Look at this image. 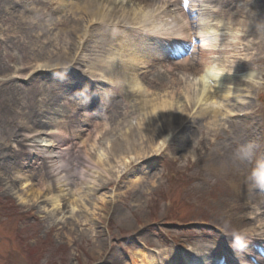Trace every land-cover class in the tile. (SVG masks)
I'll use <instances>...</instances> for the list:
<instances>
[{
    "label": "bare ground",
    "instance_id": "bare-ground-1",
    "mask_svg": "<svg viewBox=\"0 0 264 264\" xmlns=\"http://www.w3.org/2000/svg\"><path fill=\"white\" fill-rule=\"evenodd\" d=\"M20 1L23 3V0ZM198 1L201 2V0L194 2ZM220 1L206 0L209 6L214 3L218 5L212 8L205 6L201 11L195 10L199 6H193V10L185 11L181 9L184 4H180L178 0H41L40 3L46 4V7L38 15L37 21L40 24L34 30L33 22L36 21L37 9L24 7L23 15L26 18L24 28L12 25L11 30L7 31L23 40L22 46L27 57L25 58L28 59L24 60V64H18L13 78L23 79L26 81L25 84H32L36 80L34 87L25 91L29 94L27 96L29 100L22 105V112H24L22 116L26 123H22L21 126H28L32 141L24 145L14 143L13 152L22 154V158L17 166L6 164L14 177L15 184L18 185H15L12 190L21 204L32 205L41 214L47 215L56 227L67 224L68 220L71 221L73 218L78 224L82 221L84 222L82 224L95 225L96 221L93 217L98 211L103 210L101 204L107 203L115 207L117 203L118 193L116 192H111L109 196L96 201L87 191V188L92 189L91 186L95 184V181L105 173L99 170L103 162L108 161L106 165L108 168L112 167L111 170H126L127 162L129 160L131 162L132 155L144 156L149 153L151 155L148 160H150L154 157L152 151L158 152L165 149L173 138L180 143L187 142L184 134L187 133L190 137L193 134L190 128H187L189 124L192 125V129L202 131L205 136L220 140L221 134L215 129L221 122L220 117L226 115V118L232 119L234 116L231 112L232 107H239V104L245 109H254L255 105L252 102L241 101L247 96H242L239 92L242 88L254 89L257 92L256 86L252 83L255 75L250 71L251 66L260 59L257 54L261 53V49H254L255 56L249 60H242L239 52L235 54L234 22L238 19L236 14L242 11H226L220 5ZM14 2L16 5L20 3ZM164 7H168L167 10ZM212 9L219 10L220 13H215ZM196 11L200 14H197L198 17L193 15ZM21 13L22 11H19V14ZM158 16L159 18L170 17L171 22L177 26L179 37L184 40L193 38L192 41H194V38H201L200 34H204L202 51L198 54H190L188 60L181 62L180 60L186 54H177L174 49L176 33L169 31L166 33L161 29L159 34L162 35L163 40L158 43L157 38L144 34L140 28H137L144 26L152 29V24L160 21ZM207 19L212 21L222 19L225 31L219 30L223 32L222 34L217 30L214 32L207 24ZM258 20L256 19V24L264 33V25L262 26ZM243 24L246 36H251L253 27L248 30L245 23ZM239 25L241 26L240 22ZM201 26L203 29H200ZM52 28L58 31L53 32ZM37 29L39 31L35 37L32 33ZM224 36L227 44L220 46L218 40H223ZM124 38L127 43H123ZM262 41L264 42V39ZM38 44L41 47L37 48L38 52H35L33 46L36 47ZM55 45L56 51L51 52L50 48H54ZM15 48L16 45L13 46V49ZM125 48L126 55H123L122 51ZM44 58L48 62H43ZM172 58L174 62L165 63V60ZM83 64L88 65V71H84ZM83 73H86L83 82H78L76 77ZM147 75L152 78H148ZM88 76L93 77L91 83L86 79ZM261 76L264 80V70ZM38 77L50 78V88H52L49 97L42 99L39 103L35 94H39L42 98L44 86L37 80ZM61 83H64L63 87L60 86ZM94 83L102 85V88H94ZM67 84L69 86L65 89ZM260 84L264 87V82ZM63 89H65L64 92ZM72 89L76 92H71ZM21 91L23 92V89ZM101 91L105 92V96L100 101L94 99ZM148 93L151 98L146 97L145 101L138 105L140 108L138 114L143 112V116H147L144 123H139L138 125H141L139 128L123 135L124 139L122 137L114 139L110 148L111 154L107 153L101 146V140L108 138L109 133L119 132L125 122L124 119L128 115L135 114L138 109L123 107V104L117 105V99L122 96L124 100H128L136 97L137 94L147 95ZM20 95L18 92L17 98ZM32 96L33 98L30 99ZM70 96L73 97L72 102L68 100ZM259 96L260 94L257 93L255 99ZM83 98L87 100L80 102ZM219 107L229 110L223 113ZM64 110H67L66 114L72 115L69 116L70 120L63 116L59 123L49 121L48 117L58 116V113ZM9 113L13 112L6 108V114L2 116L8 118ZM13 115H11L12 118ZM7 125L13 137L18 135L20 129L17 131L14 127ZM90 127V132L86 133ZM177 135L181 136L175 137ZM190 137L187 136V138ZM158 140L161 144H158ZM225 142L221 141L219 146L223 143L224 154H227L226 163L233 162L230 154H233L235 148L231 145L225 146ZM66 146L69 149L75 146L80 148L78 152H81L72 158L74 170L72 176L65 174L66 169H61L60 165L55 164L63 162L66 148L65 151L62 148ZM98 148L100 150L95 154ZM109 154L112 157L116 154L119 156L109 159ZM12 158L14 160V157ZM3 160L12 161L4 155ZM69 163L70 160L68 165ZM75 163L80 164L81 169H78ZM198 163H201V160H198ZM47 165L59 171L57 177H52L51 172H42ZM36 167L39 173L35 174ZM199 169H203V166L201 165ZM136 172V175L131 172L132 177L127 181V186L129 184L134 187L142 182L143 179L139 178L141 171ZM33 176L41 183L50 179L48 183L52 186L51 192L55 187H59V190L69 188L70 190L64 191L75 192L74 196L81 204L83 202H86L88 206L93 204L92 210L85 217V212L75 210L74 207L78 205L75 200L69 203L74 204L73 214L67 217L68 207L62 200L67 195H53L51 192L48 196L41 198L34 194L28 200L26 194L34 190L32 189ZM69 196L73 199L72 195L69 194ZM111 200L112 203L108 202ZM251 209L250 220L253 224L249 225L254 227L249 230V234L242 236L244 243L238 245L234 242L228 246L230 252L243 260L256 256L255 249L251 247V244H245V241L252 244L259 242V245L264 247V204L259 207L252 205ZM108 217L109 214L105 218ZM58 219L62 222L61 224L57 223ZM46 226L48 229L51 228V224L47 222ZM110 242L109 237L106 240L100 239L98 246L101 245V247L93 254L95 260L98 256H102L98 264H102L106 256H108V263L119 261L120 264L122 262L124 264H169L162 263L161 260H165L168 254L177 255L175 250L167 249L164 252H157L153 249L148 250L143 243H139L138 253L131 254L132 258L127 260L122 257V254L109 253L112 248L111 244L109 245ZM102 245L108 246L107 252ZM243 246L245 247L241 248ZM172 259L173 264H178L179 259L176 257Z\"/></svg>",
    "mask_w": 264,
    "mask_h": 264
},
{
    "label": "rangeland",
    "instance_id": "rangeland-1",
    "mask_svg": "<svg viewBox=\"0 0 264 264\" xmlns=\"http://www.w3.org/2000/svg\"><path fill=\"white\" fill-rule=\"evenodd\" d=\"M14 1L20 3L16 5ZM230 1L222 0L220 5L226 11H242L236 14L238 19L234 22V52L236 55L237 52L241 53L240 58L249 60L255 56L254 49L260 48L261 53L258 52L259 54H257L260 59L251 66L250 71L260 78L264 70V42L262 41L264 33L260 27L258 28L256 19H259L258 22L262 26L264 25V0ZM40 2L41 0H23V3L20 0H0V264H98V262H101L102 256H98V259L95 260L93 254L94 251L101 247V245L98 246L100 239L106 240L107 237L111 239L109 245L111 244L112 246L109 253L122 254V257L127 260L131 259L133 254L138 253L139 243H143L148 250L153 249V251L157 252H164L167 249L175 250L177 255L172 257L179 259L178 264H181V260H184V257L190 256L204 261L207 257L206 249L209 247L217 248L216 243L221 242L220 238L222 236L227 241L226 238L236 231L232 230L229 225L236 221L241 222L242 218H244L243 213L248 212L246 211V204L248 202L253 204L256 202V200L252 199L255 196V188L253 186L255 183L252 180L255 170L251 168V164L256 162L254 161L255 159L259 162L262 161L264 146L260 141L263 137L259 133V138L255 136V129L252 128L251 121L242 120L236 116L232 119L226 118V115L220 117L219 120L221 122L215 128L221 134L220 140L207 137L202 131L195 128L192 129V125H188L187 128H190L193 134L191 137L187 133L184 134L187 142L180 143L177 139L174 141L173 138L165 149L158 152L157 150L152 151L154 157L150 160H148L151 155L149 153L144 154V156H141V154L132 155L131 162L130 160L127 162V169H123L124 171L121 169L111 170L110 168L112 167L108 168L106 165L108 161L103 162L99 170L105 173L95 181V184L91 186L93 188H87V191L96 201H99L102 197L109 196L111 192H116L118 193L117 203L115 207L102 203L101 207L104 211H98L96 216L93 217L96 221L95 225L82 224L84 223L82 221L78 224L76 219L73 218L71 221L68 220L65 225L53 226V222L47 215L41 214L30 204H21L13 193L12 189L16 184L6 164L8 166H17L22 158V154L13 152L14 143L24 145L29 140L32 141V138L28 139L31 131L23 129L21 126L22 123H26L24 116H22L24 114L22 105L23 102L26 103L29 100L27 97L29 94L25 91L34 87L33 84H36V80L32 84H25V80L13 78L18 64H24V60L27 61L28 59H26L25 50L22 46L23 40L16 38L15 35L9 34L7 31L11 30L10 27L12 25L17 28H24V21L26 20L23 15L24 7L37 9L36 21L33 22L34 30L40 24L37 21L38 15L46 7V4H41ZM199 5L201 6L200 8L205 6L212 8L218 3L209 6L208 3L204 2L202 4L199 3ZM19 11H22V13L19 14ZM241 14L245 15L244 19ZM21 17L24 19H20ZM159 22L152 24V26L159 24ZM206 22H208L207 24L214 32L216 30L225 31L222 19L215 21L207 19ZM243 23H245L248 30L253 27L251 30L254 31L251 36H246ZM38 31L39 29L33 31L32 34L36 37ZM57 31L53 30V32ZM219 33L222 34L223 32L219 31ZM6 34H9V38ZM226 41L224 36L223 40H218V44L223 46L227 44ZM14 45H16L15 49H13ZM40 47V44L36 47L33 46L34 51L38 52L37 48L39 49ZM43 47L47 46L43 45ZM56 48V45L54 48H50L51 52L52 50L55 52ZM63 48L66 49V47ZM122 54L126 55L125 50L122 51ZM43 62L48 61L44 58ZM87 66L83 64L85 72L89 70ZM85 76L86 73H83V75L77 76L76 80L83 82ZM45 77L37 78L44 86L42 98L39 94H35L38 99L37 103L42 101V99H46L49 97V93H52L50 78ZM148 78L151 79L152 77L148 76ZM86 79L91 83L90 81L93 77L88 76ZM60 86L63 87L64 83H61ZM68 86L69 84H67L65 89ZM93 87L101 89L102 85L94 83ZM22 89L23 92L21 91ZM65 89H63V92ZM17 91L21 94L19 98H17ZM130 91H133V89H130ZM100 93L101 95L97 98L105 96V92L101 91ZM239 93L255 100V94L250 89L242 88ZM146 97L150 99L151 95L149 93L147 95L137 94L136 97L128 100L120 97L116 102L117 105L122 106L123 104V107L138 108L137 104L143 103ZM32 98L33 96L30 97V99ZM248 98H243V103H249L250 100ZM253 103L255 104L253 110L258 111V124L264 125V95H262L260 102L255 100ZM6 108L13 112L9 113L8 118L2 116L6 114ZM139 109H137L135 114L128 115L124 119L125 122L119 132L109 133L108 138L101 140V146L107 153H110L114 139L123 138L126 133L139 128L141 126L138 125L139 123H144L147 116H143V112L138 114ZM219 109L223 113L229 110L225 107H219ZM232 109L233 111L231 112L235 111L234 114H239L237 112L239 110L246 111L245 108L240 106H233ZM66 111L59 113V116L48 117L49 121L59 123L62 115L65 116V119L69 118L71 114H66ZM147 112L150 113V111ZM11 115H13V118ZM42 120L45 121L44 119ZM12 123L14 125H11ZM7 124L14 127L17 131L20 129L19 132L21 134L18 132V135L13 137ZM114 134L115 137H113ZM180 136L177 135L175 137ZM187 136L190 138H187ZM221 141H226L224 143L225 146L230 144L235 148L233 154H230L233 162L226 163L227 154H224L223 143L219 146ZM159 143L161 144L158 140ZM99 150L98 148L95 154ZM110 154L109 159L119 156V154H116L115 157H112ZM193 154L195 155L194 160L197 158L201 160L199 165L190 163L189 158ZM3 155L10 160L14 157V160L10 162L4 161ZM215 159H217L215 162L217 170H214L216 176H212L207 171V166L211 165V162ZM201 165L203 169H199ZM78 167L79 169L81 168L80 164H78ZM48 170L46 168L42 172L45 173ZM137 170L141 171L139 178L143 179L142 182L134 187L129 186V184L127 186V181L132 177L131 172L136 175ZM37 171L36 167L34 173H39ZM32 179L33 184H31L34 186L32 189L35 191L33 190L26 194L28 200L34 194L38 198L48 196L51 193L53 195L61 194L62 196L67 195L62 199L65 201L63 204L68 207L67 217H71L73 214L74 204L70 205L69 203L75 200L78 204L74 207L75 210L85 212V217L92 210L93 204L91 206H88L86 202L81 204L77 197L74 196L75 192L71 191L68 193L64 191L70 190L69 188L59 190V187H55L54 191L51 192L52 186L47 183V180L41 184L34 176ZM43 185L49 187V190L46 191L47 187L43 189ZM240 186L246 189L247 192L250 191L251 194L248 196V201L238 194ZM241 191L246 192L244 190ZM69 194L72 195L73 199L70 198ZM108 202L112 203V200ZM107 214H109V217L105 218ZM46 222L51 224L50 229L47 228ZM57 223L61 224L62 222L58 219ZM243 229L247 230L248 228L244 227ZM102 247L105 251L109 249L106 245H102ZM52 250L53 252H51ZM107 258L108 256L102 260V264H120L119 261L108 263L109 260ZM122 264L124 263L122 262Z\"/></svg>",
    "mask_w": 264,
    "mask_h": 264
},
{
    "label": "clouds",
    "instance_id": "clouds-1",
    "mask_svg": "<svg viewBox=\"0 0 264 264\" xmlns=\"http://www.w3.org/2000/svg\"><path fill=\"white\" fill-rule=\"evenodd\" d=\"M257 83H259V82H257Z\"/></svg>",
    "mask_w": 264,
    "mask_h": 264
}]
</instances>
